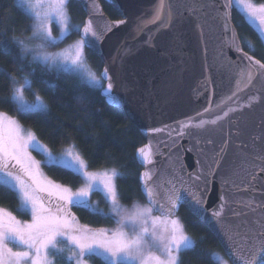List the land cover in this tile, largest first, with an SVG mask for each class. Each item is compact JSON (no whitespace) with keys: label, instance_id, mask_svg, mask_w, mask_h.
<instances>
[{"label":"snow or ice","instance_id":"1","mask_svg":"<svg viewBox=\"0 0 264 264\" xmlns=\"http://www.w3.org/2000/svg\"><path fill=\"white\" fill-rule=\"evenodd\" d=\"M18 2L19 7L34 21L28 40L37 42L30 44L24 39L13 37L21 56L31 55L33 61L46 67L74 73L86 82L101 87L109 100L117 103L112 92L115 86V73L110 74V68L104 67L98 78L88 65L85 48L96 50L104 33L125 24L126 21L106 22L103 29L97 30L91 18L82 26L71 24L68 11L70 0H18ZM209 7L216 10L217 17L222 21L223 31L227 34L223 45L237 52L238 61L242 66L237 73L235 90L216 105L215 110L222 111L223 115L205 119V113L215 111L209 104L203 112H198L195 117L181 123L180 135H183L185 127L203 129L206 125H216L229 117L230 113L245 108L251 109L260 101V97L248 95L243 103L236 100L235 107L228 103L245 88L252 86L254 81L264 82V62L243 51L235 27L231 23V13L233 8L238 9L243 22L247 23L258 34L260 42L264 43V2L211 0L207 3L205 0H156L152 15L147 21L138 24L136 31L142 32L149 23L157 25V32L171 29L185 15L195 17L199 21L206 15L204 10ZM91 9L93 14L101 12L100 6L95 2L91 4ZM54 23L59 27L58 37L53 35ZM196 27L203 35L202 24L198 23ZM73 32L81 34L73 44L59 52L48 51L49 47L62 42ZM152 39L153 36L150 34L145 43L150 44ZM246 46L249 50H254L251 41H246ZM0 51L7 54L5 49ZM130 51L125 49L124 54ZM11 79L9 101L15 105L18 113L28 115L48 112L47 104L33 91L32 81L28 76L23 77V83L15 77ZM103 81L107 82L106 86ZM28 92L34 97L31 102L26 98ZM225 105H228L226 111ZM153 131L160 132L162 129ZM257 139L261 141L259 146L256 145ZM226 147L227 142L214 157L213 164L209 166L208 176L213 175V166L219 167ZM33 152L44 157L45 166L70 171L82 182L73 189L51 180L43 172L42 162L32 155ZM137 153L143 164L153 165L151 169H146L141 174V187L148 206L134 204L131 209H127L120 203L117 179L122 178L123 174L118 169L113 167L90 170L89 162L76 150L75 145L65 149L62 154L55 155L33 131L25 129L19 120L0 112V187L16 195L19 200L18 211L31 216L30 221H21L12 212L0 208V264H53L50 254L65 251L59 247L61 243L67 245V264H89L91 257H102L105 264H180V253L195 249L196 241L186 233L176 212L178 205L190 196L196 205L194 207L196 214L207 213V209L202 207L204 200L196 190V181L200 180L201 176L189 174V180L176 176L161 180L157 162L153 159L154 155H163L159 146H156L154 153L153 144L149 141L138 148ZM240 157L242 170L248 172L250 178L255 180L257 170L264 172V134L254 137L252 151H243ZM257 162H260L259 165ZM233 174L238 175L239 171ZM207 183L205 178V185ZM224 183L229 181L225 180ZM181 192L185 195L182 196ZM95 193L103 195L110 206V213H104L93 203L91 197ZM221 200L211 215L212 220L220 225L223 235L227 238L225 247L228 259L219 253H211L210 259L214 264H229L230 261L231 264H264V204H256L254 201L243 202L244 207L252 213L260 209L261 214L252 221L226 224L224 209L228 202L223 196ZM73 207L96 215H107L116 222L117 227L92 229L81 225L72 211ZM154 210L159 212L160 216H154ZM153 248L156 252L152 251Z\"/></svg>","mask_w":264,"mask_h":264},{"label":"water","instance_id":"2","mask_svg":"<svg viewBox=\"0 0 264 264\" xmlns=\"http://www.w3.org/2000/svg\"><path fill=\"white\" fill-rule=\"evenodd\" d=\"M78 1L86 14L84 23L91 18L97 30L103 29L106 22L126 21L104 33L97 49L93 50L103 63L100 74L104 67L110 68V74L115 73L112 92L118 102L109 100L103 89L101 93L107 103L122 109L145 137V142L138 148L151 141L155 153L156 146H159L163 155H154L153 159L157 162L161 180L172 179L173 176L189 180V174H200L196 190L204 200L202 207L207 209V213L197 215L194 211L196 205L188 196L178 205L176 216L181 206H186L214 233L226 254L227 238L211 215L222 202L221 197L228 202L224 209L226 224L252 221L261 214L260 209L252 213L244 207L243 202L264 204V172L257 170L256 179L252 180L248 172L242 170L240 157L241 152L252 151L254 137L264 134V82L254 81L252 86L245 88L233 101L228 102L235 107L236 100L243 103L248 95L260 97V101L251 109L230 113L229 117L216 125H206L203 129L185 127L183 135H180L182 122L203 112L209 104L215 110L224 97L231 95L235 90L239 67L242 66L237 52L223 45L227 34L223 31L222 21L217 17L216 10L206 8V15L199 21L185 15L171 29L159 32L156 31V24L149 23L138 33L137 25L150 18L156 0H106L119 11V19H112L107 14L101 0ZM93 2L100 6L99 14H93ZM205 2L210 3L211 0ZM198 23L203 26V35L196 27ZM231 23L242 47L232 13ZM150 34L153 39L150 44L145 43ZM125 49L131 51L124 54ZM243 51L260 60L252 53ZM106 83L105 81V86ZM227 106H224L225 111ZM215 115H223V112L215 110L210 114L205 113L204 118L213 119ZM153 129L162 131L155 132ZM225 142L227 147L224 157L220 160L219 167L213 166V175L208 176L209 166L213 164L214 157ZM260 143L257 139L256 145L259 146ZM245 145L248 147L245 148ZM137 150L136 158L142 166L139 174L141 183V174L153 165L143 164ZM259 163L257 162L258 165ZM235 171H239V174L234 175ZM205 178L208 181L206 185ZM225 180L229 183L225 184ZM176 182L179 187L178 179ZM181 195L185 194L181 192Z\"/></svg>","mask_w":264,"mask_h":264},{"label":"trees","instance_id":"3","mask_svg":"<svg viewBox=\"0 0 264 264\" xmlns=\"http://www.w3.org/2000/svg\"><path fill=\"white\" fill-rule=\"evenodd\" d=\"M262 1L264 0H257ZM107 14L112 19L121 14L106 0H101ZM68 11L75 22L84 23L86 14L78 0H70ZM233 21L238 29L242 47L264 62V43L247 23L243 22L238 9L232 10ZM32 19L19 7L18 0H0V112L18 116L22 124L32 128L37 137L54 151L65 146L75 145L89 162L91 169L116 168L123 176L117 179L120 201L130 208L136 203H146L139 174L142 166L136 158L137 148L145 142V137L126 113L107 103L101 88L81 81L75 74L58 71L33 61L29 56L22 57L13 37H19L31 29ZM246 41H251L254 50H249ZM87 60L99 74L103 63L95 51L86 47ZM101 75V74H100ZM28 76L32 89L45 100L47 113L22 115L9 101L12 77L22 80ZM105 82V81H104ZM27 95L32 97L31 92ZM42 162L45 175L51 180L75 189L82 181L70 171L58 167H47L44 157L35 152ZM94 204L104 213H110V206L101 193L91 197ZM0 206L23 219H31L30 214L18 211L16 195L0 187ZM72 211L84 225L93 228L113 227L116 222L109 216L92 214L87 210L73 207ZM186 231L196 247L180 253V264H214L211 253L225 252L214 233L198 219L186 206L182 205L179 214ZM62 245V243L60 244ZM58 264H67V250L55 253ZM90 264H105L102 257L89 258Z\"/></svg>","mask_w":264,"mask_h":264},{"label":"rangeland","instance_id":"4","mask_svg":"<svg viewBox=\"0 0 264 264\" xmlns=\"http://www.w3.org/2000/svg\"><path fill=\"white\" fill-rule=\"evenodd\" d=\"M256 2L257 3H262V1H257L256 0ZM19 3V2H18ZM69 15H70V13H69ZM70 18H71V24H79V25H83L81 22H75L74 20H73V18H72V16L70 15ZM33 20H32V24H33ZM31 24V25H32ZM52 29H53V35L54 36H59L60 35V32H59V27H58V25H56L55 23L52 25ZM31 36V29L28 31V32H25V33H23L20 37H19V39H24L27 43H30V44H35V43H37L36 41H29L28 40V37H30ZM80 38V33L79 32H73V33H71L68 37H66L62 42H59L57 45H55V46H52V47H49L48 48V51L49 52H59V51H61V50H63V49H65V48H67L69 45H71V44H73L76 40H78ZM85 53H86V48H85ZM27 56H29L31 59H32V57H31V55H27ZM87 56V55H86ZM88 61V60H87ZM88 65H89V67L91 68V70L93 71V72H95L96 73V75H97V77L99 78L101 75L96 71V70H94L92 67H91V65L89 64V62H88ZM50 68H52V67H50ZM52 69H55V68H52ZM56 70V69H55ZM71 73V72H70ZM74 74V73H73ZM76 75V74H75ZM81 81H83V82H85L86 84H88V85H90V86H93V87H99V86H94V85H92V84H90V83H88V82H86L85 80H83V79H81L78 75H76ZM17 79V78H16ZM20 83H23V79L22 80H19V79H17ZM103 83H104V85H105V82L103 81ZM99 88H101V87H99ZM102 89V88H101ZM36 92V91H35ZM37 93V92H36ZM38 94V93H37ZM41 96V95H40ZM26 98L29 100V102H31L33 99H34V97L32 96V97H29L27 94H26ZM42 98V97H41ZM42 100L44 101V103H46L45 102V100L42 98ZM9 116H11V117H14V118H16L17 120H19V118H18V116H16V115H10V114H8ZM19 122L21 123V121L19 120ZM22 124V123H21ZM23 125V127L25 128V129H30L31 131H33L34 132V130L32 129V128H30V127H28V126H26V125H24V124H22ZM35 133V132H34ZM39 139V138H38ZM40 140V139H39ZM41 141V140H40ZM42 143H44L43 141H41ZM44 144H46V143H44ZM47 145V144H46ZM48 146V145H47ZM70 146H72V145H68V146H65L62 150H60V151H54L50 146H48L49 147V149L55 154V155H60V154H62L64 151H65V149H67L68 147H70ZM76 150L77 151H79L77 148H76ZM32 155L37 159V160H39L37 157H36V155H35V152H33L32 153ZM105 168H110V167H105ZM105 168H99V169H91L90 168V170H103V169H105ZM57 183V182H56ZM66 186V185H65ZM120 203L125 207V208H127V209H131L130 208V206L129 205H125L124 203H122L121 201H120ZM136 205H141V206H148L146 203H136ZM0 208H4V207H2V206H0ZM6 209V208H5ZM8 210V209H7ZM8 211H10V210H8ZM11 212V211H10ZM13 213V212H12ZM13 215H15L14 213H13ZM153 215L154 216H160V214H158V213H156V211L154 210L153 211ZM16 217H17V219H19V220H21V221H30V219H23V218H20V217H18L17 215H15ZM177 217L181 220V222L183 223V221H182V218L180 217V215H177ZM79 220V219H78ZM79 223L81 224V225H84L82 222H80V220H79ZM183 225H184V223H183ZM87 226V225H86ZM89 227V226H88ZM117 227V225H115V226H113V227H102V228H107V229H115ZM89 228H92V229H98V228H93V227H89ZM184 228H185V226H184ZM99 229H101V228H99ZM130 231V230H129ZM185 231H186V228H185ZM186 233L190 236V234L186 231ZM191 237V236H190ZM192 238V237H191ZM193 239V238H192ZM10 247H14V245H9ZM59 247L60 248H63V249H66L67 250V245L66 244H64V243H62V245H59ZM152 251L153 252H156V249L155 248H153L152 249ZM217 253H219L221 256H223L225 259H228L227 258V256L226 255H224L223 253H221V252H217ZM157 254H159V253H157ZM179 258H180V256H179ZM50 259L53 261V264H58L57 262H56V255L54 254L53 255V253H51L50 254ZM89 264H90V262H89ZM229 264H231V262H229Z\"/></svg>","mask_w":264,"mask_h":264}]
</instances>
